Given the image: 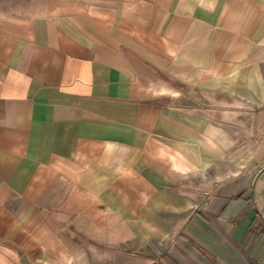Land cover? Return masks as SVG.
I'll use <instances>...</instances> for the list:
<instances>
[{
    "label": "crops",
    "instance_id": "crops-1",
    "mask_svg": "<svg viewBox=\"0 0 264 264\" xmlns=\"http://www.w3.org/2000/svg\"><path fill=\"white\" fill-rule=\"evenodd\" d=\"M0 264H264V0H0Z\"/></svg>",
    "mask_w": 264,
    "mask_h": 264
}]
</instances>
